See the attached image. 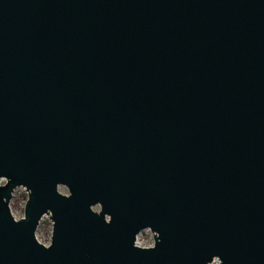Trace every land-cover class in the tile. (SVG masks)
Returning <instances> with one entry per match:
<instances>
[{"label":"water","instance_id":"obj_1","mask_svg":"<svg viewBox=\"0 0 264 264\" xmlns=\"http://www.w3.org/2000/svg\"><path fill=\"white\" fill-rule=\"evenodd\" d=\"M0 178V264H264V0H0Z\"/></svg>","mask_w":264,"mask_h":264},{"label":"rangeland","instance_id":"obj_2","mask_svg":"<svg viewBox=\"0 0 264 264\" xmlns=\"http://www.w3.org/2000/svg\"><path fill=\"white\" fill-rule=\"evenodd\" d=\"M58 190L61 193H67V189L64 186H59ZM27 198V193L24 188L19 187L15 189L14 196L11 198L9 206L12 216L15 218H20L23 215V200ZM51 235V221L48 215H44L38 224V227L35 231V236L37 240L45 245L50 242ZM151 239L150 233H142L143 243H147Z\"/></svg>","mask_w":264,"mask_h":264},{"label":"built area","instance_id":"obj_3","mask_svg":"<svg viewBox=\"0 0 264 264\" xmlns=\"http://www.w3.org/2000/svg\"><path fill=\"white\" fill-rule=\"evenodd\" d=\"M5 182V179L4 178H0V184H3ZM19 188V187H18ZM23 188V187H22ZM14 193H15V190L13 191V194H12V197L14 196ZM11 197V198H12ZM25 200H26V198H24V200H23V206H24V203H25ZM10 203V202H9ZM14 217V216H13ZM15 218V217H14ZM15 219H17V218H15ZM143 232H148V233H150V236H151V239L147 242V243H143V241H142V233ZM152 243H153V234H152V232L148 229V228H145V229H143V230H141L137 235H136V240H135V244H137V245H139V246H150V245H152ZM217 259H214L210 264H217Z\"/></svg>","mask_w":264,"mask_h":264}]
</instances>
